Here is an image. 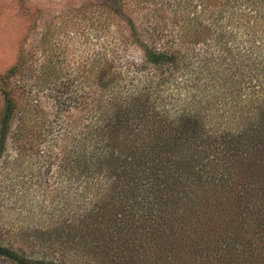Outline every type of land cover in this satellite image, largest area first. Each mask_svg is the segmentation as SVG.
I'll list each match as a JSON object with an SVG mask.
<instances>
[{"label": "rangeland", "instance_id": "rangeland-1", "mask_svg": "<svg viewBox=\"0 0 264 264\" xmlns=\"http://www.w3.org/2000/svg\"><path fill=\"white\" fill-rule=\"evenodd\" d=\"M220 2L245 14L249 10L247 0H0V75L15 68L14 75L2 85L10 94L14 111L0 157V244L30 259H63L68 264H176L173 255H165L166 250L153 243L149 231L162 227L154 221L158 214L155 218L140 199L128 219L133 227L123 233L127 242H132L129 248L135 242L152 246L147 260L132 257L134 251L121 250V232L111 220L121 217L118 204H132L134 199L132 193L123 197L127 190L123 180L133 175L124 170L128 166L123 159L132 147L120 151L122 140L128 138V145L135 140L142 143L145 137L134 126L116 135V144L121 145L115 155L121 157L123 167L117 170V162L112 161V171H106V177L105 172L94 175L89 160L103 154L104 141L97 136V128L104 125L105 106L112 96L144 98L149 92L148 97L157 105L155 113L163 110L171 121L191 112L211 127L218 123L226 127L242 115L237 111L240 106L236 108L232 101L237 93L248 100L261 74L250 81L248 63L237 67L231 60L234 51L220 52L222 60L220 54L196 57V52L188 50L189 55L183 56L176 72L169 75L143 66L142 51L135 43L163 46L173 40L178 45L187 42L190 35L203 34H196L200 28L220 26L222 16L230 15L229 7L221 12ZM241 20L244 34L228 38L227 49L230 43L249 40L250 26L258 28L252 25L254 18L248 21L245 15ZM262 28L254 35L256 39L263 40ZM218 38L213 32L206 42L212 47ZM194 48L199 47L196 44ZM253 52V57H260L264 48ZM102 68L111 80L104 84L114 91L104 89L94 79ZM4 105L0 90V125ZM202 155L196 153L197 157ZM116 175L121 178L115 189L116 207L108 204V212L96 216L94 210L106 201ZM179 201L172 205L179 214L177 222L182 215ZM205 211L208 213L202 218L209 214L208 218L216 219L211 209ZM184 216L182 220L190 218ZM177 222L172 223L176 234L171 242L179 245V260L202 264L201 259L207 256L205 246L193 248L189 244L190 239L207 232L208 223L194 234L187 227L192 222L183 224L179 231ZM163 245L169 248L168 241ZM207 248L216 250V264H221L225 254L221 242ZM237 259L233 257L234 264H238ZM0 264L11 263L0 260Z\"/></svg>", "mask_w": 264, "mask_h": 264}, {"label": "trees", "instance_id": "trees-1", "mask_svg": "<svg viewBox=\"0 0 264 264\" xmlns=\"http://www.w3.org/2000/svg\"><path fill=\"white\" fill-rule=\"evenodd\" d=\"M247 3L249 10L246 14L238 9L233 10L232 7L228 6L229 4L221 3V12H224L226 7L231 8L230 15L225 16L227 19L222 16L220 26L207 27V29L205 27L200 28L196 34L200 31L203 34L194 37L190 35L191 39L180 45L173 43L174 40L171 43L165 42L163 46L157 45L158 47L154 46V43L150 46L139 40L135 42L142 51L143 66H152L153 70L169 75L176 72V67L181 58L189 55L186 53L188 50L192 53L196 52V57L210 56L211 58L214 54L218 56L225 49L234 51L231 56L232 59L231 57L230 59L236 63L237 67L244 62L248 63L250 81L261 74V77L252 86L248 100L241 99L237 93L235 100L232 101L236 108L240 106L237 111L242 114L238 118L236 117L235 122L226 127L219 123L217 127H211L199 118V114L191 112L182 113L181 116L172 118L170 121L169 116L167 113H163V110L154 112L157 105L155 99L148 97L149 92L144 94V98L142 95L132 96L131 94L121 99L112 96V99H109L105 106L104 125L100 130L97 128V136H101L102 141H104L101 151L103 154L97 158L92 156L89 160L90 169L94 175L105 172L103 173L105 176L108 171H112L110 170L112 161L117 162V170L123 167L120 164L121 157L115 155L116 148L121 145L119 142L117 145V140H115V138L118 139L119 136L116 135H119L120 132H125L129 127L134 126L133 129L145 137V140L142 139V143L135 140L128 145H126L128 138L122 140L120 151L125 150L127 146L132 147V149L127 147L129 151L125 153L123 159L124 166H128L124 170L132 171L133 175L132 178L123 180L127 189L124 191L123 197L127 198L132 193L134 199L131 197L132 204H118V214L121 217L118 219L111 218L121 232L119 238L121 250L126 248L129 251H134L132 257L147 260V255L151 254V249H153L152 246L140 242L133 244L135 249L134 247L129 248L132 242H127L123 233L133 227L134 223L128 219L132 215V208L140 199L152 209L151 213L154 214L155 218L158 214V218L154 221H159L160 224L158 225L162 227L155 232L149 231L154 240L153 243L155 242L156 246L158 244L160 250H166L165 255H173L172 260L176 261V264H188L187 259L179 260L178 243H172L176 234L173 232L175 225L172 223L177 222L179 215L177 210L172 208V205L176 206L177 200L180 199L181 207L178 210L181 211L182 215L177 222V229L183 224L192 222L193 224L187 227L195 234L196 230L203 224L205 226L206 222L209 225L206 228V233L204 231L200 237L196 236V238L190 239L189 244L193 248L205 246L207 256L201 259L202 264H216L218 262L216 250H210L207 247L211 243L220 242L225 253L224 258L221 256V259L223 258L221 264H234L233 257H238V264H264V68L262 71L259 70V67L264 65V52L260 57L252 56L253 50L256 51L259 47L264 48L263 33V40L262 38L256 39L254 36L262 27V30L264 29V0H247ZM245 15L248 21L254 18L255 21L252 25L258 28L255 29L250 26L249 36L251 38L246 41L240 40L238 44L234 45L230 43V47L227 49L230 39L244 34L241 19H244ZM129 24L134 30L131 21ZM216 28L217 30H215ZM213 32L219 38L212 41L211 47L210 43L206 41L210 33ZM245 34L247 35V33ZM196 44L199 47L197 49L194 48ZM199 44L202 46L200 47ZM185 53L186 55H182ZM240 53L244 54L245 57L238 56ZM14 73L15 68L12 67L0 75V90L5 98L0 125V157L14 111L10 94L2 85H6L5 83ZM108 78L106 69L103 68L94 77L98 83L104 86V89L110 88L114 91V87H107L108 85L104 84V81L111 82ZM221 85L225 87L227 84L223 82ZM256 86L259 88L255 89ZM228 110H231L230 107ZM198 151L203 152L201 157L196 156ZM215 152L217 154L212 156ZM217 155L220 158L215 160L214 157ZM220 163L219 168L218 164ZM120 181L119 176L115 177L106 201H102L94 210L97 213L96 216L108 212V204L116 207L114 201L118 192L115 189L120 186L118 184ZM130 182L131 184L127 185ZM180 195L181 198H179ZM208 209L212 210V215H215L216 219L208 218L209 214L202 218L208 213L205 211ZM184 214L190 218L182 220L185 217ZM166 217L170 219L165 220ZM163 220L165 222H162ZM163 241L169 242V248L165 247L167 245H163ZM186 258L188 257L186 256ZM0 260L11 264H68L63 259H61L63 262L61 260L30 259L2 244H0ZM95 260L97 259L94 258L93 261Z\"/></svg>", "mask_w": 264, "mask_h": 264}]
</instances>
